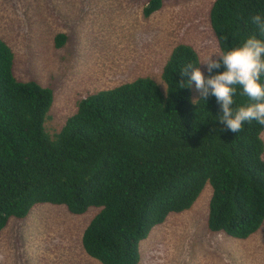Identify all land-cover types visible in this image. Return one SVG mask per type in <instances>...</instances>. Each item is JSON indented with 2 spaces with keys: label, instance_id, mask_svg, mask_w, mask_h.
<instances>
[{
  "label": "trees",
  "instance_id": "obj_1",
  "mask_svg": "<svg viewBox=\"0 0 264 264\" xmlns=\"http://www.w3.org/2000/svg\"><path fill=\"white\" fill-rule=\"evenodd\" d=\"M162 6L148 0L144 17ZM255 15L264 18V0H214L209 21L221 53L253 35L264 41ZM67 37L58 33L55 45ZM15 62L0 36V237L38 204L76 215L96 207L82 235L85 252L101 264H139L142 240L170 214L192 208L207 183L211 230L247 239L263 226L264 126L253 120L234 133L218 119L214 95L193 103L189 80L201 60L191 44L174 46L162 70L165 87L140 76L89 92L59 130L47 126L55 81L21 79ZM223 71L221 64L205 78ZM236 87L234 110L252 103Z\"/></svg>",
  "mask_w": 264,
  "mask_h": 264
},
{
  "label": "rangeland",
  "instance_id": "obj_2",
  "mask_svg": "<svg viewBox=\"0 0 264 264\" xmlns=\"http://www.w3.org/2000/svg\"><path fill=\"white\" fill-rule=\"evenodd\" d=\"M147 2L0 0V36L14 50L17 76L56 83L49 128H62L89 92L140 76L165 87L162 70L179 43L194 46L201 62L221 53L209 21L214 0H163L161 9L145 18ZM58 33L68 36L62 48L54 43ZM200 69L205 76L207 65ZM195 89L194 83V100L201 96ZM212 192L207 183L192 208L155 226L141 242L139 264H264V224L247 239L208 227ZM96 212L92 207L76 215L64 205H36L27 218H14L3 230L0 264H101L82 246Z\"/></svg>",
  "mask_w": 264,
  "mask_h": 264
},
{
  "label": "clouds",
  "instance_id": "obj_3",
  "mask_svg": "<svg viewBox=\"0 0 264 264\" xmlns=\"http://www.w3.org/2000/svg\"><path fill=\"white\" fill-rule=\"evenodd\" d=\"M252 23L264 34V18L255 15L252 17ZM213 54H218L222 59H212ZM213 54L201 63L207 65L209 73L219 69L221 64L226 66V71L205 78L201 69L195 67L189 80L190 85L194 81L201 98L206 101L210 95L216 97L222 111L218 119L221 123H225L228 130L239 133L245 122L253 120L264 126V83H261V76L264 75V41L253 35L248 37L242 46L226 53ZM193 67L189 65L181 74L188 75L189 69ZM237 85L242 88V95H246L252 103L234 110L232 105ZM182 87L183 83H181ZM258 159L264 163V152L259 154Z\"/></svg>",
  "mask_w": 264,
  "mask_h": 264
}]
</instances>
